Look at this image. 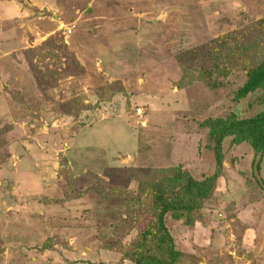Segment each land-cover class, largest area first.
I'll list each match as a JSON object with an SVG mask.
<instances>
[{"label":"rangeland","instance_id":"obj_1","mask_svg":"<svg viewBox=\"0 0 264 264\" xmlns=\"http://www.w3.org/2000/svg\"><path fill=\"white\" fill-rule=\"evenodd\" d=\"M262 18L264 0H0V264H133L112 247L154 213L140 181L202 179L203 122L264 109L234 97ZM222 155L200 218L166 217L180 264H264L253 151L227 138Z\"/></svg>","mask_w":264,"mask_h":264},{"label":"trees","instance_id":"obj_2","mask_svg":"<svg viewBox=\"0 0 264 264\" xmlns=\"http://www.w3.org/2000/svg\"><path fill=\"white\" fill-rule=\"evenodd\" d=\"M264 23V18L259 20ZM264 48V39L262 41ZM260 90L264 104V55L253 67L248 69L246 80L238 87L234 97L243 99L248 94ZM203 125L214 141V169L208 171L202 179H196L181 167L170 168L165 178H145L140 186L150 190L154 213L146 226L138 231L128 251L121 245L118 249L133 264H180L184 255L179 250L166 225V217L175 221L183 220L192 224L200 218V209L210 197L216 179L220 175L223 160L222 143L230 138V143H247L253 151L252 172L260 183L261 161L264 155V109L253 116L239 118L231 114L225 118L206 119Z\"/></svg>","mask_w":264,"mask_h":264},{"label":"built area","instance_id":"obj_3","mask_svg":"<svg viewBox=\"0 0 264 264\" xmlns=\"http://www.w3.org/2000/svg\"><path fill=\"white\" fill-rule=\"evenodd\" d=\"M139 111V110H138Z\"/></svg>","mask_w":264,"mask_h":264}]
</instances>
